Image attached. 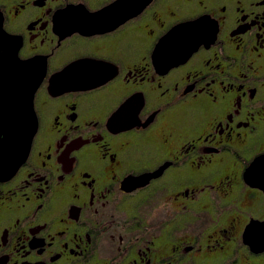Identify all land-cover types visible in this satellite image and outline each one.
<instances>
[{
  "label": "flooded vegetation",
  "instance_id": "obj_1",
  "mask_svg": "<svg viewBox=\"0 0 264 264\" xmlns=\"http://www.w3.org/2000/svg\"><path fill=\"white\" fill-rule=\"evenodd\" d=\"M200 18L209 40L154 59ZM5 52L40 83L0 264H264L243 238L264 220V0H0Z\"/></svg>",
  "mask_w": 264,
  "mask_h": 264
},
{
  "label": "water",
  "instance_id": "obj_2",
  "mask_svg": "<svg viewBox=\"0 0 264 264\" xmlns=\"http://www.w3.org/2000/svg\"><path fill=\"white\" fill-rule=\"evenodd\" d=\"M209 29L205 18L179 25L155 49L154 59L165 67L174 65L210 39ZM34 68L7 52L0 56V177L12 175L25 160L36 131L33 96L40 79L35 78ZM62 75L54 77L52 89L63 85ZM243 238L252 251L263 252L264 220L252 219Z\"/></svg>",
  "mask_w": 264,
  "mask_h": 264
}]
</instances>
